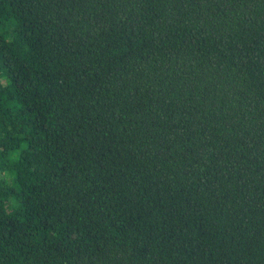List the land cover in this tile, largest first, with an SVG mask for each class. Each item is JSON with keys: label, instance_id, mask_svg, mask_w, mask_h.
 Returning a JSON list of instances; mask_svg holds the SVG:
<instances>
[{"label": "trees", "instance_id": "obj_1", "mask_svg": "<svg viewBox=\"0 0 264 264\" xmlns=\"http://www.w3.org/2000/svg\"><path fill=\"white\" fill-rule=\"evenodd\" d=\"M0 264H264V0H0Z\"/></svg>", "mask_w": 264, "mask_h": 264}, {"label": "rangeland", "instance_id": "obj_2", "mask_svg": "<svg viewBox=\"0 0 264 264\" xmlns=\"http://www.w3.org/2000/svg\"><path fill=\"white\" fill-rule=\"evenodd\" d=\"M0 80H1V78H0Z\"/></svg>", "mask_w": 264, "mask_h": 264}]
</instances>
